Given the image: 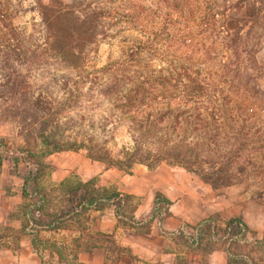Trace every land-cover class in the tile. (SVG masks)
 <instances>
[{
    "label": "rangeland",
    "instance_id": "obj_1",
    "mask_svg": "<svg viewBox=\"0 0 264 264\" xmlns=\"http://www.w3.org/2000/svg\"><path fill=\"white\" fill-rule=\"evenodd\" d=\"M234 4L231 0H51L49 4L0 0V162L10 158L9 151L18 156L19 149L40 157L46 149L39 133L46 128L52 141L83 144L78 152L99 168L90 179L95 190L122 191L136 169L110 163L133 151L137 130L151 140L177 142L178 152L191 153L193 169L204 173L225 156L238 153L231 171L236 183L218 190L235 188L257 200L264 189V13L261 21L237 28L228 17ZM66 6L74 16L54 24L51 12L42 10ZM75 22L83 24L81 41L66 38L65 30L70 36ZM55 35L62 36L60 46ZM161 77L170 84L160 86ZM142 78L149 82L145 103L134 111L121 109L119 101ZM198 84L202 89L196 91ZM39 101L50 107L47 114L36 105ZM212 113L227 120L217 123L218 131L194 120ZM185 117L190 123L183 122ZM208 128L213 137H220L217 152L204 145L201 135ZM156 148L154 143L149 146L153 153ZM89 156H103L106 161ZM239 162L247 167L243 175L238 174ZM149 165L152 170L182 168L162 159ZM76 184L74 180L49 188L44 173L36 187L49 196L46 211L60 203V192ZM133 206L128 197L123 212L129 218ZM150 217L151 213L144 220ZM98 240L107 245L115 238ZM252 244L247 247L260 260L255 264H264V249Z\"/></svg>",
    "mask_w": 264,
    "mask_h": 264
},
{
    "label": "crops",
    "instance_id": "obj_2",
    "mask_svg": "<svg viewBox=\"0 0 264 264\" xmlns=\"http://www.w3.org/2000/svg\"><path fill=\"white\" fill-rule=\"evenodd\" d=\"M240 1L238 9L228 10L229 20L237 28L254 19L262 20L264 0ZM76 152H56L44 157L42 175L35 183L23 179L26 167L21 161L16 165L11 158L0 162V264H231L222 232L235 217L244 221L249 232L247 242L232 246L233 252L253 258L255 252L247 244L264 241V206L243 191L214 190L198 176L171 166L152 170L135 164V173L127 176L124 189L114 190L132 200L135 212L131 219L149 224L146 230L120 222L111 206L82 211L52 229L29 227L32 206L42 203L32 213L40 225L66 213L70 207L67 192L75 185L60 192V203L46 211L49 196L36 187L44 173L49 188H61L74 180L87 183L99 174L96 163L92 165L81 156L82 152ZM157 194L169 202L166 217L160 222L157 219L148 222L150 218L146 222ZM208 219H214V235L196 239L195 230ZM30 228L36 233H31ZM258 234L262 237H255ZM104 236L115 240L107 245L99 243L98 237Z\"/></svg>",
    "mask_w": 264,
    "mask_h": 264
},
{
    "label": "trees",
    "instance_id": "obj_3",
    "mask_svg": "<svg viewBox=\"0 0 264 264\" xmlns=\"http://www.w3.org/2000/svg\"><path fill=\"white\" fill-rule=\"evenodd\" d=\"M241 3L240 0L236 1L234 4L235 9L239 8V4ZM67 8L60 9L58 11L53 10L50 7H42V10L51 12V16L49 19L51 22L56 23L58 20L63 18L64 16H74V12L69 10V6H66ZM77 23V24H75ZM74 23V29H71L70 31V36H67V30L66 32V38L67 40H73L77 39V41H81V34L83 32H80V30L83 28L82 23L75 22ZM59 30V32L64 31ZM73 33V34H72ZM72 34V35H71ZM10 37V36H9ZM60 35H55L53 36V40L55 44L58 46L61 45L63 40H61ZM64 40L66 39L63 37ZM10 42V39H9ZM55 46V45H54ZM56 47V46H55ZM158 83L160 86H165L169 85L170 81L169 79L166 78H160L158 80ZM148 84L149 82L144 78H142V82H138L133 86V89L128 92V94L120 100V106L121 109H126V110H136L138 109L143 103H145L147 99V95L149 94V89H148ZM197 90H201L200 84L197 86ZM11 88H6L5 91H10ZM12 90V89H11ZM16 88H13L12 92H15ZM222 101V100H221ZM218 103L219 100H217ZM223 102H228V100L223 101ZM213 104V103H212ZM36 105L39 107L40 110L43 111V114L46 113L50 110V107L48 104H43L42 102H37ZM219 105V104H218ZM221 106H219L220 108ZM220 115H216L215 113L212 114H207L205 117L202 114H199L197 119L195 118L194 120L201 123L204 127H210L214 126L215 131L219 130L218 124L223 120H225L224 117H219ZM203 117V118H202ZM230 121H232L230 119ZM183 122L190 123V118L185 117L183 119ZM48 123V122H47ZM44 123V124H47ZM144 124V123H142ZM46 129V128H45ZM41 130V133H39V139L41 141V144L43 147H45V152L40 155V157H37V155L30 150H21L19 149L17 151L18 156L11 151H9L10 158L13 161V164L16 165L17 161H21L24 163L26 167V173L22 174L23 179L25 182H30V183H35L42 175L41 168H42V161L41 157H46L47 155H50L52 153L56 152H63V151H78L83 144H79L78 142H66L65 144H59L60 142L56 140H51L50 137L45 134L44 130ZM219 134V133H217ZM211 133V131L208 130L204 132L201 137L206 140L205 146H213L214 152H217L218 150L216 149L220 146L219 145V140L220 137L217 138ZM153 141L154 145H156V152L153 153L152 150L149 149V146L152 145L151 143ZM133 151L131 153H127L126 157L123 160H118V161H111L112 166L116 167H125V168H130L132 165H145V166H150L149 164L154 162H159L160 159L162 160H167L172 162V164H176L184 168L186 171H189L201 178V180L205 183L210 185L214 190L221 189L223 187L230 186L236 181L233 179L234 175H232V165L234 162V157L237 160L239 159L240 155L236 153L233 157H226L222 158L220 162L217 164L214 163L212 168L210 169V172H200L199 170L193 169L194 167V162H190V159H192V154L186 152L183 153L179 149V152L177 150L178 143L177 142H164L163 140H151L150 136H148L145 132L143 131H137L136 134L133 137ZM0 149H3L2 146H0ZM149 149V150H148ZM92 160L96 161H106V158L103 156L99 157H93L89 156ZM239 161V160H238ZM248 164L250 162L248 161ZM238 174L243 175L247 169L245 162H239L238 164ZM14 172L16 173V167H14ZM68 203L70 204L69 209L67 210L66 213H60L58 215L53 216V220L47 224H39L32 218V213L34 210H38L40 205H35L32 206V208L29 210V227H45L47 229H52L54 226H59L63 224L65 219L67 217H72L75 214H78L82 211H86L89 209H101L105 208L108 206H111L114 208L115 215L117 219L120 222H123L124 224L130 226V227H142L145 226L146 223H138L135 220L127 217L124 212L123 208L125 206V202L127 197L123 196L122 194L116 192V191H109L106 189H99L95 190L93 187V183L91 181L87 183H78L74 187H72L68 192ZM254 199V198H253ZM257 202H261L264 200V189L258 192V197L257 200L254 199ZM264 204V201L261 202ZM259 203V204H261ZM169 207V202L164 199L161 195L157 194L155 197V203H154V209L151 214L150 222L151 220L157 219L158 222L162 221L163 218L166 217L167 214V209ZM214 219H208L207 221L203 222L201 225L198 226V228L195 230L196 231V239L206 236V232L210 231V234L208 236H213L215 233V227H213ZM31 233H36V230L34 228L29 229ZM248 228L244 221L240 217H235L230 219L227 223L226 226L222 232V239L228 245V248L226 249L227 256L229 263L231 264H255L254 260L250 257L249 254H240V253H235L233 250H231L232 246L238 245V244H243L246 241V235L248 233ZM257 245H259L261 248L264 249V241H255Z\"/></svg>",
    "mask_w": 264,
    "mask_h": 264
}]
</instances>
